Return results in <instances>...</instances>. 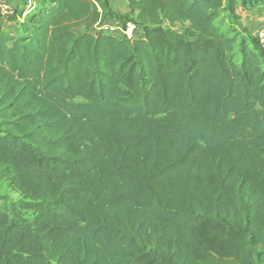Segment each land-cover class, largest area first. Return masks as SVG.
Here are the masks:
<instances>
[{"label":"trees","instance_id":"1","mask_svg":"<svg viewBox=\"0 0 264 264\" xmlns=\"http://www.w3.org/2000/svg\"><path fill=\"white\" fill-rule=\"evenodd\" d=\"M237 1L127 0L143 39L94 31L108 0L0 29V264H264V51L216 23Z\"/></svg>","mask_w":264,"mask_h":264},{"label":"crops","instance_id":"2","mask_svg":"<svg viewBox=\"0 0 264 264\" xmlns=\"http://www.w3.org/2000/svg\"><path fill=\"white\" fill-rule=\"evenodd\" d=\"M3 1L9 4L13 13L9 16L0 15V29H16L19 21L22 19L23 11L29 5L30 0H0V2ZM108 1L110 9L115 13L113 19H106L108 22H115L117 21L116 19L121 18L127 19L134 17L128 12L127 0ZM216 23L220 25L222 32L227 36L235 38L236 45L244 39L248 43L258 47L255 35L264 26V2L253 0L250 3L243 4L238 0L235 6V17L230 16L226 12H222L220 17L216 19ZM138 37L141 39L144 38V31L141 25L138 29ZM1 202L2 200L0 199V205Z\"/></svg>","mask_w":264,"mask_h":264},{"label":"built area","instance_id":"3","mask_svg":"<svg viewBox=\"0 0 264 264\" xmlns=\"http://www.w3.org/2000/svg\"><path fill=\"white\" fill-rule=\"evenodd\" d=\"M36 0H30L29 6H34ZM13 13L12 8L5 1L0 2V15L9 16ZM138 25L131 20L126 21H115V22H103L96 23L94 25V31H101L105 33L114 34L120 38H126L128 40H133L138 37ZM259 46L264 51V26H262L255 35Z\"/></svg>","mask_w":264,"mask_h":264},{"label":"rangeland","instance_id":"4","mask_svg":"<svg viewBox=\"0 0 264 264\" xmlns=\"http://www.w3.org/2000/svg\"><path fill=\"white\" fill-rule=\"evenodd\" d=\"M262 1L264 2V0H262ZM77 31H79V29ZM235 53H236V56H238V52L236 51ZM4 195L13 196L14 192L12 190V187H9L6 184L0 183V199L1 200H2ZM23 218H24V221L28 225H31L33 217H32V215H31V213L29 211L26 210V211L23 212Z\"/></svg>","mask_w":264,"mask_h":264}]
</instances>
